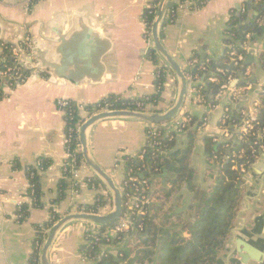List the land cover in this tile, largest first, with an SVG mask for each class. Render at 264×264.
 I'll return each mask as SVG.
<instances>
[{"label":"crops","instance_id":"1","mask_svg":"<svg viewBox=\"0 0 264 264\" xmlns=\"http://www.w3.org/2000/svg\"><path fill=\"white\" fill-rule=\"evenodd\" d=\"M152 1L44 0L26 10L21 0H0V52L4 45L16 46L25 37L30 40L29 49L21 58L26 81L23 84L10 81L1 86L4 97L0 100V264H28L36 237L35 227L48 222L52 208L60 214V218L76 213L72 211V205L88 212L95 206L96 198L101 197L103 214L113 211L110 192L100 181L96 190L81 182L75 195L71 194L70 187L65 192L64 200L55 202L58 182L63 178L65 141L63 115L56 108V100L66 99L87 106L112 95L124 100H137L156 94L154 72L166 65L160 58L156 66L146 58L149 44L144 38L142 16ZM251 1L208 0L198 11L178 13L176 20L164 27L161 42L182 69L189 70L188 63L194 52H202L208 59L216 60L223 56L227 47L223 36L230 12L243 4L249 8ZM263 23L264 17L259 27ZM80 24L99 31L109 42L108 51L100 60L102 67L95 59L100 44L88 36L83 44L77 42L68 48L67 53L70 54H67L65 77H55L50 71L41 73L39 68L43 55L45 60L52 58L55 48L59 46L58 37L68 39ZM258 36L259 42L254 37L247 41L246 54L240 66L242 68L248 52L255 50L256 70L253 72L251 65L243 66V74L238 72L231 84L238 92L233 108L238 106V111L246 113L251 111L253 99L264 86V31ZM60 59L59 56L55 57L56 63ZM3 61L4 58H1L0 62ZM219 70L224 71L216 69ZM99 77V81L94 83ZM211 77L213 75L210 73L203 80ZM73 81L77 84H73ZM215 86L218 85L208 81L204 84L208 102L215 100L216 94H212ZM177 90L178 82L171 71L166 76L157 101L147 105V112H167L175 101ZM228 104V95L221 97L210 109L195 102L194 98L184 101V112L190 121L184 134L177 137L175 148L180 155L184 148V154L188 139L193 140L189 164L194 171L196 189L208 190L215 180V176H209L212 175L210 169L215 174L219 166L213 159L211 163L206 159L203 140L205 137L220 136V119ZM145 132L146 123L126 118L101 120L88 131L90 158L108 174L117 188L123 173L114 171L113 164L119 155L133 156L142 150L146 143ZM260 144L257 157L242 175L243 193L236 218L217 264H234L237 258L232 255L235 250L232 247L238 244L247 248L250 258L260 261H249L248 264H264V193H260L262 186L258 184L264 178V163L259 160L264 156V139ZM39 158H45L51 166L39 177L42 207L29 210L28 217L18 221V204H31L26 199L29 183L25 169L35 167ZM174 158L170 154L165 155V160L176 163ZM161 167L162 179L158 187L168 189L169 184L164 182V176L170 173L172 167L165 174L164 167ZM81 175L82 179L98 180L85 164L81 168ZM250 176L254 178L252 182ZM177 195L175 198L180 199L182 204H188L189 201L184 203L183 197ZM155 196L154 192L150 207L158 203ZM91 228L92 224L82 221L66 224L51 249V264H95L91 260L84 262L81 257L86 246L84 234ZM183 236L187 237V234ZM138 238H141L139 234L125 233L118 242L103 248L114 254L127 252L128 263L137 250L134 247Z\"/></svg>","mask_w":264,"mask_h":264},{"label":"trees","instance_id":"2","mask_svg":"<svg viewBox=\"0 0 264 264\" xmlns=\"http://www.w3.org/2000/svg\"><path fill=\"white\" fill-rule=\"evenodd\" d=\"M42 1L44 0H30V8ZM157 4L158 0H153L151 5L143 13L142 21L145 26V39H147L150 34ZM250 5L254 6L257 16L253 17L248 25L241 26L245 20V13L248 10L247 4L237 6L230 12V17L226 25L227 28L223 36V42L227 45L223 56L216 60H210L205 57L204 61L201 63L199 52H194L192 60L197 59V62L193 66V69L190 71L188 70L185 74H198L199 77L204 78L211 73V75L224 82L227 76L235 77L237 75L239 72L238 65H233L230 71L224 70V76L217 74L216 69L220 68V63L230 61L228 56L230 50H234L237 54L245 56L246 51L243 50L241 46L242 43L245 42L246 35H250V37L253 38L260 34L259 22L264 17V0H252ZM242 8L245 9L244 13L241 12ZM170 9H174V5L171 3L168 6V10ZM168 24H171V19L168 14H166L160 27L159 36L161 40L163 39V29ZM9 47V45H4L0 52V59L4 58V61L0 62V70L13 65V58L9 53ZM146 58L155 66L159 60L158 55L151 47L146 52ZM168 73H171V71L167 66L158 67L156 69V94L151 97H144L137 100H124L120 96L112 95L105 97L96 104L85 106L84 112L82 113L74 110L72 113L73 119L71 122H67V128H64V134H67L68 127H74L77 123L81 124L83 122V115L91 116L103 110L145 111L144 107L147 103H155L157 101ZM24 75H26L25 72ZM234 102L236 103L237 100L234 99ZM258 102L259 109L254 123V131L264 129V86L258 95ZM136 103H142L144 107L138 109L136 108ZM210 105L214 106L215 101H212ZM244 120L245 117L242 116V111H237L233 108L228 113L226 124L230 125L231 123V125L237 126L241 125ZM228 129H231V127ZM254 140H256V138H252L250 135L243 136L239 134L235 136V143L232 147L230 145L228 149L229 152L242 151V159L237 161L235 158L233 162L225 163L219 161V169L214 174L215 180L209 189L205 191L196 189L193 182L194 171L189 164V154L193 140L188 139L187 149L181 157L180 153H177L178 151L170 153V155L175 157L174 159L177 165L170 169L168 175L164 176V182L169 184V188L164 193L161 202L149 207L147 213L137 219V223L142 224L143 230H147V236L145 238H138V242L134 247V249H143L136 264L218 263L219 254L225 249L229 233L233 228L239 201L243 193L242 175L236 169L239 168L240 165L249 168L254 162L261 145L260 142H258L259 144L254 147L255 152L253 153L251 147ZM203 144L207 160H212L214 155L220 156V154L226 153V150L223 148L224 143H215L213 142V138L205 137ZM78 145L77 135L74 131L72 132L71 146L77 147ZM161 147L162 150H164L173 147V143H162ZM156 153V149L152 151L147 150L142 161L139 160V152L133 157L126 156L123 159L124 166L126 169H133L135 171L137 168L144 167V169L149 171L145 178H156L161 180L162 167L160 165V156H154ZM37 161L41 163L40 168L28 167L25 169L29 186H31V190H33V195L30 205L21 204L19 210L23 214V218L19 221H24L28 217L29 210L42 207L39 177L40 173L49 170L51 166L49 161L45 158H39ZM155 169H157L158 172H155ZM210 172L213 173L211 169ZM62 176L63 178L58 182L57 186L56 203L64 200L65 192L70 188V184L66 181L68 174L62 173ZM95 183L100 184L97 179H95ZM182 187H185L188 192L192 194L187 205L189 211L187 222L184 221L183 215L171 214L170 210L173 207L171 202H174L175 205L181 202L180 199H176L175 196ZM30 191L27 189L26 195H28ZM96 205L91 209H94ZM59 218L60 214L52 208L49 211L48 222L44 225L35 227L36 241H43L48 230ZM180 226H184L183 231H185L187 237L179 236L177 232L174 231V229ZM101 229L103 230L105 228L101 227ZM83 252L89 259L92 258L95 264H120L122 259L125 264H128V254L125 251H119L115 254L106 252L103 256H98V246L94 244L90 248L83 250ZM120 254H122V259L118 258ZM32 257L37 259V252L33 254Z\"/></svg>","mask_w":264,"mask_h":264},{"label":"built area","instance_id":"3","mask_svg":"<svg viewBox=\"0 0 264 264\" xmlns=\"http://www.w3.org/2000/svg\"><path fill=\"white\" fill-rule=\"evenodd\" d=\"M22 4L25 6L26 10H30V0H21ZM208 0H171L170 3L174 5V9L166 10V14L171 19V24L176 20L178 13H192L195 11H198L200 8L204 6V4ZM169 3V5H170ZM241 12L244 13L245 9L242 8ZM250 39V35L245 36V42L242 43L241 48L243 50L246 49L247 41ZM147 43L149 44V48L151 47L150 42V34L147 37ZM30 40L28 37H25L20 44L16 46H10L9 47V53L11 54L13 58V65L3 68V70H0V100L3 99L4 95L1 90V86L5 83H9L10 81H15L18 84H23L27 76L24 75V71L22 69V63L21 58L26 54V52L29 49ZM232 48V47H229ZM230 60L233 62V65H238L240 68L241 62L243 59V55L237 54L234 50H230L228 54ZM196 60H190L188 63L189 71L193 69V66L196 64ZM217 74L224 76V72L222 70L216 71ZM187 79V93L185 96L186 99H192L194 98L195 102L199 104L206 105L208 109L213 108L214 106L210 105L211 102H208V99L206 97V94L204 92V84L206 81L209 83H216L218 85V93L215 96V104L216 101H218L221 97L224 95L229 96V104L224 108L222 117L220 119V136L218 137H211L213 138V142L218 144H223L224 150H226L225 154L214 155L213 161L218 164L219 161L222 163L225 162H233V160L236 158L237 161H240L242 159V151H231L229 152V147L233 146L235 143V136L242 134L243 136H252V138H256L252 144V152H255L254 147L258 146V142H261L262 139H264V129L256 130L254 131V123L257 118V113L259 109V102H258V95L261 92V90L258 91L256 94V97L252 101V109L248 113L242 111V116L245 117V120L241 125H230L226 124V121L228 119V113L233 109L234 105V99H236V95L238 92L233 88L232 76H227L226 81H220L217 77L213 76L209 78L208 80H203L202 77H199L198 74L192 75V73L185 74ZM154 78L156 79V71L154 72ZM203 82L201 83V81ZM184 100V101H185ZM147 103L144 107L142 103H136V108L142 109L144 107L145 111H135V112H147ZM184 105V103H183ZM181 107L178 114L170 121H166L161 124H146V143L145 146L142 148V150L139 151V160L142 161L144 158V154L147 152V150H157V153L154 154V156H160L164 154H170L172 152L176 151L175 143L178 136H181L186 131V127L190 119L187 117L186 112H184V107ZM56 108L59 112L63 115L64 120V128H67V122L72 121V113L73 111L77 112H84L85 106L80 104H75L69 100L66 99H58L56 100ZM108 110H103L101 112H107ZM129 111V110H127ZM93 115V114H92ZM90 116L86 115L85 118H83V122L89 118ZM82 122V123H83ZM81 123V124H82ZM81 124H75L74 127H68L67 134H65L64 138V162L62 165V173L68 174L67 180L71 183L70 185V192L72 195L77 194L78 188L81 182H85L87 186L91 190L97 189V184L92 179H82L81 175V168L84 167L83 160L80 158V146L72 147V132L75 131L78 139V132L80 129ZM231 127V129H228ZM173 143V147L167 148L162 150V143ZM228 149V151H227ZM135 156V155H133ZM129 156V157H133ZM126 157V155H119L116 161L113 164V170H120L123 173V178L121 183L118 186V190L121 194L122 198V206L123 211L121 214V217L117 222L112 224L111 226L104 227L105 229H101V226H96L92 224V228L88 229L86 233L84 234V240L86 242V246H84L83 250L90 248L94 244H97L98 246V256H103L108 252L103 248V246L112 245L113 243L118 242L122 235L125 233L133 232L134 234H142L145 232L143 230V226L140 223H137V219L141 216H144L147 213L148 208L150 207L151 198L154 195L155 192V186L158 184L159 179H153V178H145V176L148 174V170L142 168H137V170L133 169H126L124 166L123 159ZM41 163L36 162L35 168H40ZM235 168V167H234ZM241 175H244L248 168L244 165H240L239 168H237ZM155 172H158L157 169L154 170ZM28 190H31V186L28 185ZM32 195L33 190L29 192L28 195H26V199L30 202H32ZM23 204L20 202L17 206V215L16 219L19 221L23 218V214L20 212V206ZM97 204V205H96ZM102 204V198L97 197L95 205L96 207L94 209L88 210V212H83L77 206L72 205V211L76 213H86V214H94V215H106L103 214V207H101ZM45 240V239H44ZM43 241L39 242L36 241V239L33 242L32 246V254L29 259L28 264H41L40 263V253L43 245ZM37 252L38 257L33 258V254ZM51 254V253H50ZM82 261L91 260L89 257L82 251ZM51 258V255H50ZM119 259H122V254L118 256ZM120 264H125L123 259L120 261Z\"/></svg>","mask_w":264,"mask_h":264},{"label":"water","instance_id":"4","mask_svg":"<svg viewBox=\"0 0 264 264\" xmlns=\"http://www.w3.org/2000/svg\"><path fill=\"white\" fill-rule=\"evenodd\" d=\"M170 1L171 0H158L155 17L153 19L150 29V42H151V48L154 49L158 57L164 62V64L170 69V71H172V73L177 79L178 90L175 101L172 107L165 113H146V112H135V111H127V110L99 112L91 115L81 124L78 132V143L80 146L81 158L85 166L95 174L98 180L102 184H104V186L110 192L113 202V211L106 215L72 213L59 218V220L56 221L51 226V228L48 230L46 234L40 253L41 264H51L50 262L51 249L53 247V244L55 242L58 233L66 224L76 221H82L96 226L108 227L114 224L115 222H117L121 217L123 211L121 194L118 188L114 185L111 178L108 176V174L104 172L98 165H96L90 158L88 151V143H87L88 131L97 122L101 120L115 119V118L132 119V120L144 122L146 124H161L166 121L172 120L178 114L184 103L185 96L187 93V79L185 76V72H187L188 69L187 68L182 69L180 65L172 58V56L168 54L159 36L161 23L165 16ZM256 16H257V12L254 10L253 6L250 5L247 12L245 13V20L241 24V26L250 24L252 18ZM259 28L261 31L262 30L264 31V23L263 26H260ZM88 36H91L93 40H95L100 44V48L97 50L95 59L96 61H98V65L101 66L100 60L104 56V54L108 51L109 42L100 34L99 31L90 29L84 26L83 24H80L78 28H76L75 32L71 34V36H69L68 39L58 37L57 45L59 46L55 48L52 58H50L49 60H45L43 55V58L40 60L41 65L39 68L41 70V73H44V71L46 72L50 71L55 77H59V78L65 77L64 74L67 71L66 70L67 54H70V52L67 53L68 48L73 46L74 43L77 42L79 43L82 42L83 44L84 41L86 40V37ZM254 38L257 42H259L260 37L258 35L254 36ZM255 54H256L255 50H251L248 52V56L245 58L242 68L241 67L239 68V72L241 75L243 74V66L251 65L253 72L256 70V64L254 63ZM58 56L61 59L56 63L55 57ZM199 57L202 63L205 59L204 54L202 52H199ZM262 61H264V46L262 48ZM262 65L264 66V62ZM219 67L225 71H230L231 68L233 67V62L230 61L229 64L220 63ZM101 70L102 69L100 68V72ZM99 79L100 77L95 79L93 82L96 83L99 81ZM73 84H77V82L73 81ZM217 93H218V86H215L214 89L212 90V94H217ZM235 110L238 111V106H236ZM183 152H184V148L181 150L180 157L183 155ZM259 160L261 163H264V156H262ZM160 165L164 167L163 174H165L167 173L170 166L176 167L177 164L165 160V155L162 154L160 159ZM262 174L264 175V173ZM255 176L260 177V175H255ZM249 180L252 182L254 178L250 176ZM258 184L262 186L260 193H264V178H261ZM243 185H244V181H242V186ZM191 195L192 194L188 192L187 189L182 188L178 192L177 196L183 197V202L187 203ZM139 236L141 238H145L147 236V230L144 233L140 234ZM232 248L235 249L232 255L236 256L237 258V261L234 262V264H248L249 261L260 262V261H256L257 259L255 258L252 257L250 258V256L248 255L249 254L248 250L243 244H238L237 247L233 246ZM142 251L143 249H137L134 255L128 259V264H136V261Z\"/></svg>","mask_w":264,"mask_h":264},{"label":"rangeland","instance_id":"5","mask_svg":"<svg viewBox=\"0 0 264 264\" xmlns=\"http://www.w3.org/2000/svg\"><path fill=\"white\" fill-rule=\"evenodd\" d=\"M209 163H211V160H208ZM214 173H212V175H209L210 177L214 176L213 175ZM158 186H160V182H158V184H156L155 186V193H156V196L157 199H158V203L162 201L163 199V195L164 193L166 192L167 188H165L164 186H161L163 188H159ZM162 189V191L160 190ZM171 204H173V207L171 210V214H176V215H183L184 217V221L187 222L188 221V217H189V211H188V204H182V202H180L179 204L175 205L174 202H171ZM184 229V226H180V227H177L176 229H174L175 232H177V234L179 236H183V234L185 233V231H183Z\"/></svg>","mask_w":264,"mask_h":264}]
</instances>
